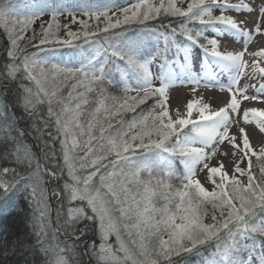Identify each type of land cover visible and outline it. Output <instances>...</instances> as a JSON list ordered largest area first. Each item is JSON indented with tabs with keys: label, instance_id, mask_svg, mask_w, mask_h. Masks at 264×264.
Instances as JSON below:
<instances>
[{
	"label": "snow or ice",
	"instance_id": "6c2138e0",
	"mask_svg": "<svg viewBox=\"0 0 264 264\" xmlns=\"http://www.w3.org/2000/svg\"><path fill=\"white\" fill-rule=\"evenodd\" d=\"M0 29V97H13L0 100V160L12 165L0 167V217L17 211L13 195L27 205L24 232L0 255L264 264V146L242 126L264 133V109L244 103H264V46L249 49L264 36V0H31L0 7ZM178 81L228 98L218 109L193 98L173 115Z\"/></svg>",
	"mask_w": 264,
	"mask_h": 264
},
{
	"label": "rangeland",
	"instance_id": "374dc122",
	"mask_svg": "<svg viewBox=\"0 0 264 264\" xmlns=\"http://www.w3.org/2000/svg\"><path fill=\"white\" fill-rule=\"evenodd\" d=\"M29 2H31V0H19V4H15V5L12 6V8L10 10L6 9L5 11H13V10H16L17 12H20V11L23 10V6L25 4H27V3H29ZM64 2L65 3H68V4H73V0H64ZM135 2H137V0H129L126 3H118V2H114V3L119 4V5H123V6H128V3L132 4V3H135ZM153 2L154 3H159V0H153ZM230 2L231 3H239V2H241V0H231ZM243 2L244 3H248V4L251 5L252 0H243ZM228 14L229 15H233V16L236 15L235 13H228ZM245 15H247V13H245ZM45 19H48V18L45 17ZM61 20L63 21V18H61ZM73 27H75V26H73ZM1 30L3 31V29H1ZM3 33H4V31H3ZM30 34L31 33L29 32L27 35H30ZM5 36L7 37L6 34H5ZM24 43H25V41H22L21 42V47H23ZM240 46H241L240 43H236V44L229 43V46H226L225 47V44L222 43L221 50H224L225 48H227V50H229L228 47H230V50L229 51H232V50H241V47ZM261 46H264V36H258V35L257 36H254L253 41L251 42V44H249V48L250 49H254V50H258L259 47H261ZM29 51H35V50L30 48ZM201 56H202V54H201ZM245 58L247 59V56ZM199 70H200V66H198V68H197V71H199ZM225 78H227V77H225ZM243 83H244V81H242V84ZM157 84H158V81H157ZM191 88H192V85L187 84L186 82L181 83V82L178 81L176 87H173V88L169 89V106H170V112H171V114H173V115L175 114V112H173V110H172L173 109V104H176L177 103L178 104L177 105L178 106L177 109H179V111L181 113H183V112L186 111V104H187V102L190 101V100H192L193 98H196V95H198V96H199V94H202L203 95V92H205V91H214V92H217V94H214L213 95L214 97L211 98L210 100L203 101L204 103H208L212 109H214V108H216L218 106V100L220 98H223L226 94H228L227 92L220 91L218 88H202V87H199L197 89V91L195 93H193L191 91ZM250 92L253 93L254 92V89H251L250 88L249 89V93ZM181 93H184V95H187L186 100H182ZM202 95H200V97ZM248 103L251 104L252 106H254L255 108L259 107V109L262 108V106H264V104H260L259 105L258 104L259 102H257V101H252V102H248ZM245 106L250 107L246 103H245ZM142 107H144V106H142ZM242 126L246 128V131L248 132V134L250 136V139H253L254 137H264V133H261L259 131V129L256 128L255 124H248V125H243L242 124ZM262 146H264V145H262ZM254 149L258 150L259 147H254ZM240 166L241 167H246L247 166V163L246 162L245 163H242ZM253 171L256 172L257 175H258V168L257 167L254 166L253 167ZM231 174L232 173H230L229 175H231ZM197 178L199 180H201V182L203 183V185L206 188L212 187V185L210 184V182H207L206 181V175H203V176H199L198 175ZM243 179L246 180V177L243 178Z\"/></svg>",
	"mask_w": 264,
	"mask_h": 264
},
{
	"label": "trees",
	"instance_id": "16d2710c",
	"mask_svg": "<svg viewBox=\"0 0 264 264\" xmlns=\"http://www.w3.org/2000/svg\"><path fill=\"white\" fill-rule=\"evenodd\" d=\"M81 0H73V4L80 3ZM114 2L118 3H126L129 0H113ZM19 4V0H3V4H0V7H3L4 10H10L13 5ZM130 4V3H129ZM165 23L168 21L165 20ZM149 23L156 24L157 21H151ZM9 47V41L3 31L0 29V65H3L5 61H7V49ZM14 87V85H13ZM2 91V89H0ZM6 99L8 102L13 101V97L9 94L6 98L0 97V100ZM152 101H149L151 104ZM23 126V125H22ZM30 144H33L34 141L29 137L27 138ZM36 150V149H34ZM38 151V150H37ZM0 152H2V148H0ZM253 160L255 158L253 157ZM12 166L9 161L0 160V167ZM12 199L17 203V211L7 218L0 217V245L3 244L5 240H10L14 237V235L22 234L25 230L26 225V215H27V205L25 200L23 199L22 194H16L12 196ZM3 201L0 200V203ZM90 239L94 238L89 234ZM97 243L99 241L97 240ZM207 255V253H205ZM27 256V254H25ZM30 260L31 257H28ZM25 257L15 255V256H8L3 257L0 255V264H24ZM77 264H96L95 258H91L90 256H80L77 258ZM188 264H203V260L201 257L198 256H191L188 258Z\"/></svg>",
	"mask_w": 264,
	"mask_h": 264
},
{
	"label": "bare ground",
	"instance_id": "6f19581e",
	"mask_svg": "<svg viewBox=\"0 0 264 264\" xmlns=\"http://www.w3.org/2000/svg\"><path fill=\"white\" fill-rule=\"evenodd\" d=\"M231 1V0H230ZM254 39V38H253ZM256 42V41H255ZM241 45V44H240ZM226 46H229V44H227V45H225V47ZM241 47V46H240ZM229 48V50H230V47H228ZM250 49V48H249ZM227 81V78H225V77H220V80H219V82H221V83H225ZM200 87H202V88H206V87H203V86H200ZM214 94H217V92H214V91H205V92H203V95L202 94H199V96L198 95H196V98L197 99H200V98H202L203 99V101H207V100H210L211 98H213L214 96ZM249 94H254V92L253 93H249ZM200 95H202L201 97H200ZM181 97H182V100H186V98H187V95H184V93H181ZM227 98H228V94H226L223 98H220L219 100H218V106L216 107V108H214V109H218V108H220V107H223L224 106V103L226 102V100H227ZM218 99V98H217ZM247 105H249L250 107H254V106H252L251 104H249L247 101L245 102ZM259 105L260 104H264V103H258ZM178 104L176 103V104H173V112H175L176 111V109H177V106ZM258 109H259V107H257ZM260 109H264V106H262V108H260ZM231 132L232 133H237L238 132V130L235 128V127H233L232 129H231ZM257 132V131H256ZM250 142H251V144H252V146L253 147H260V146H262V145H264V137H254L253 139H250ZM230 147V146H229ZM211 163L212 164H216L217 163V159L216 158H213V160L211 161ZM225 163H226V166H227V170H228V172H229V174L230 173H232V169H233V165L232 164H230V163H228L227 161H225ZM203 175H206V173H200L199 174V176H203Z\"/></svg>",
	"mask_w": 264,
	"mask_h": 264
}]
</instances>
